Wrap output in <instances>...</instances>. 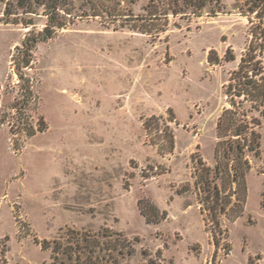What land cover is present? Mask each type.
Listing matches in <instances>:
<instances>
[{
    "label": "rangeland",
    "instance_id": "obj_1",
    "mask_svg": "<svg viewBox=\"0 0 264 264\" xmlns=\"http://www.w3.org/2000/svg\"><path fill=\"white\" fill-rule=\"evenodd\" d=\"M112 1L75 0L31 52L44 9L0 2V264H53L55 242L86 257L83 240L119 264H264V98L234 97L258 142L246 190L216 150L258 11L211 0L165 18L172 0Z\"/></svg>",
    "mask_w": 264,
    "mask_h": 264
},
{
    "label": "trees",
    "instance_id": "obj_2",
    "mask_svg": "<svg viewBox=\"0 0 264 264\" xmlns=\"http://www.w3.org/2000/svg\"><path fill=\"white\" fill-rule=\"evenodd\" d=\"M6 0H0V2H4ZM75 0H19V5L21 7H28L27 9H33L32 7H42L45 11V15L48 17L47 23L42 31L36 33H31V35H36L35 37L31 38V36H27L23 42L24 48L31 52L33 48L41 41L45 42L49 39H52L55 33L58 30L64 29L66 27V23L60 20V13L66 12L69 15L73 14V7ZM112 1V0H107ZM115 1V0H113ZM112 1V2H113ZM123 1V0H120ZM173 2L168 6L163 13L160 14V17L168 18L169 15L177 16L185 9L179 8V6L186 5L187 9L196 8L199 11L203 12L205 8L210 6V2L213 3L211 0H172ZM102 3V1H100ZM217 3L220 0H216ZM252 4V11H258L257 19L259 20L258 23L254 24L252 27V41L249 48V53L247 57L242 59V63L239 69V75L236 78H231V83L229 84L228 88H226V93L228 99L230 98V106L231 108H226L223 113L221 114L218 124H217V135H218V144H217V156L220 150L224 152V165L226 169L223 172V175L226 174L227 176L232 177L233 180L237 181L241 184V186H245V179H246V171H247V164L243 158L244 152L246 149L250 151H254L257 148L258 142L256 139L251 141L248 139V134H250L252 128L250 127V122H244L241 119V115L239 113L238 106L234 100V97H245V101L253 102V103H260L262 104L264 98V78L262 77L261 69H257V65L254 63L256 60V54L258 51L264 50V0H250ZM90 4H94L95 0H89ZM103 4V3H102ZM119 5V4H118ZM99 7V8H98ZM71 8V9H70ZM96 8V9H95ZM95 10H100V6H96ZM93 9V8H92ZM179 9V10H178ZM107 17L113 18L114 20L117 19H125V16L128 14H119L116 8L114 7H103ZM30 13H35L33 10L29 11ZM211 13V12H210ZM101 16L97 14V16ZM144 19V17H143ZM160 18L156 14H151L150 21H160ZM33 25V22H28L26 27H30ZM249 62V70L247 65ZM29 63V62H28ZM250 72L251 79L249 83L245 80L248 75L247 73ZM246 73V74H245ZM249 74V73H248ZM240 76V77H239ZM233 81V82H232ZM234 81L244 82L246 81V85H249V91L243 90L244 92L240 94L232 93L231 90L235 88ZM249 97V100L248 98ZM246 101V102H247ZM264 107V106H263ZM264 114V112H263ZM30 135H33V131L29 132ZM254 134V132H252ZM217 175V174H216ZM222 175V172H221ZM152 221V220H150ZM83 239L77 240L73 242V245L76 249H78L79 243L82 242ZM83 249L89 250L88 255L84 257L80 252L77 251L70 252L64 247L60 242H55V246L53 248L54 253V263L53 264H119L117 258L105 259L101 258L97 254L98 249H102L99 245H93L91 242H87L83 240ZM64 247V248H63ZM45 248V247H44ZM47 249V248H45ZM86 253V254H87ZM94 254L96 256H94ZM119 255H122L120 252ZM151 264V263H149Z\"/></svg>",
    "mask_w": 264,
    "mask_h": 264
}]
</instances>
